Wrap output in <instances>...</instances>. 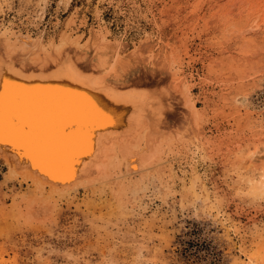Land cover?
<instances>
[{
  "label": "rangeland",
  "instance_id": "rangeland-1",
  "mask_svg": "<svg viewBox=\"0 0 264 264\" xmlns=\"http://www.w3.org/2000/svg\"><path fill=\"white\" fill-rule=\"evenodd\" d=\"M71 16L83 34L105 26L123 57L148 37L132 75L157 72L150 48L174 51L209 143L159 188L80 189L38 221L0 164V264H264V0H0V30L45 37Z\"/></svg>",
  "mask_w": 264,
  "mask_h": 264
},
{
  "label": "bare ground",
  "instance_id": "bare-ground-1",
  "mask_svg": "<svg viewBox=\"0 0 264 264\" xmlns=\"http://www.w3.org/2000/svg\"><path fill=\"white\" fill-rule=\"evenodd\" d=\"M76 29L71 16L45 37L27 30H0V80L32 89L79 91L111 117L104 128L90 134V154L69 159L55 178L39 161L33 167L18 146L0 144L5 177L29 189L30 197L21 196L26 199L23 214L37 221L47 218L58 196L80 189L114 187L120 198L129 185L140 187L147 178L155 179L159 188L175 158L188 152L191 157L202 155L209 143L202 128L204 114L174 51L150 48V54L162 56L152 63L157 72L151 77L132 75L131 60L137 61L148 37L123 57L119 40L109 37L105 26L90 27L86 34Z\"/></svg>",
  "mask_w": 264,
  "mask_h": 264
},
{
  "label": "snow or ice",
  "instance_id": "snow-or-ice-1",
  "mask_svg": "<svg viewBox=\"0 0 264 264\" xmlns=\"http://www.w3.org/2000/svg\"><path fill=\"white\" fill-rule=\"evenodd\" d=\"M111 122L91 97L67 89H32L0 80V144L18 146L55 173L88 155L90 134Z\"/></svg>",
  "mask_w": 264,
  "mask_h": 264
},
{
  "label": "clouds",
  "instance_id": "clouds-1",
  "mask_svg": "<svg viewBox=\"0 0 264 264\" xmlns=\"http://www.w3.org/2000/svg\"><path fill=\"white\" fill-rule=\"evenodd\" d=\"M262 196H264V193H261Z\"/></svg>",
  "mask_w": 264,
  "mask_h": 264
}]
</instances>
